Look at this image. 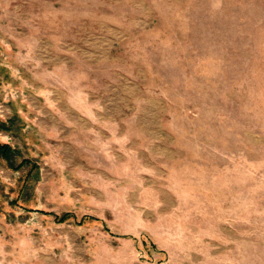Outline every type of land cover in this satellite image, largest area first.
Instances as JSON below:
<instances>
[{"label": "rangeland", "instance_id": "obj_1", "mask_svg": "<svg viewBox=\"0 0 264 264\" xmlns=\"http://www.w3.org/2000/svg\"><path fill=\"white\" fill-rule=\"evenodd\" d=\"M0 121V264H264V0H0Z\"/></svg>", "mask_w": 264, "mask_h": 264}, {"label": "trees", "instance_id": "obj_2", "mask_svg": "<svg viewBox=\"0 0 264 264\" xmlns=\"http://www.w3.org/2000/svg\"><path fill=\"white\" fill-rule=\"evenodd\" d=\"M10 129V124L7 125L5 122L0 121V131H6ZM15 155V151L7 144H0V158L9 166L13 167V157ZM30 166L31 168H35L31 161L28 159H24L21 161L19 167L21 166ZM47 216H53L54 220L62 222L67 219L69 214H63L62 216L58 217L53 215L52 213H42Z\"/></svg>", "mask_w": 264, "mask_h": 264}]
</instances>
